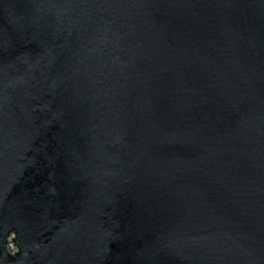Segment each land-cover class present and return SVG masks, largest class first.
Returning a JSON list of instances; mask_svg holds the SVG:
<instances>
[{"label":"water","instance_id":"water-1","mask_svg":"<svg viewBox=\"0 0 264 264\" xmlns=\"http://www.w3.org/2000/svg\"><path fill=\"white\" fill-rule=\"evenodd\" d=\"M0 264H264V0H0Z\"/></svg>","mask_w":264,"mask_h":264}]
</instances>
